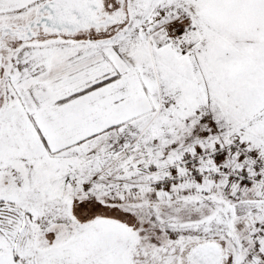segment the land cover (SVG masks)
Segmentation results:
<instances>
[{"label":"snow or ice","instance_id":"6c2138e0","mask_svg":"<svg viewBox=\"0 0 264 264\" xmlns=\"http://www.w3.org/2000/svg\"><path fill=\"white\" fill-rule=\"evenodd\" d=\"M0 264H264V0H0Z\"/></svg>","mask_w":264,"mask_h":264}]
</instances>
